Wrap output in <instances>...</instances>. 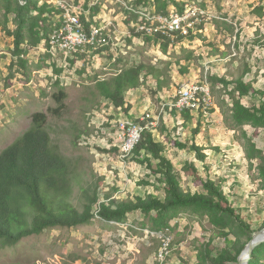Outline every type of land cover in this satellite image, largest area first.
Returning a JSON list of instances; mask_svg holds the SVG:
<instances>
[{"label":"rangeland","instance_id":"rangeland-1","mask_svg":"<svg viewBox=\"0 0 264 264\" xmlns=\"http://www.w3.org/2000/svg\"><path fill=\"white\" fill-rule=\"evenodd\" d=\"M47 1L61 8L63 2L78 5L88 12L92 3L98 9L92 17L93 24H103L111 33V50L102 48L93 62H78L77 57L73 64L65 54L49 52L43 42L29 50L26 73L27 69L13 55L14 38L5 27V10L0 0V152L31 126L35 112L42 111L48 116L53 141L64 154L77 158V169L86 180L104 177L102 202L149 193L164 196L146 165L132 153L125 156L124 146L130 136L128 122L139 125L146 117L155 128L159 126L155 133L180 171L186 190L202 189L183 170L185 162L191 160L203 176L224 185L256 231L262 229L264 189L257 168L260 160H249L247 151L250 139L264 154V127L237 125L232 117L233 87H213L210 75L233 80L243 74L255 89L264 88V0H176L185 9L191 5L203 13L196 22V38L181 42L178 34L167 35L164 41L169 42L168 51H164L163 43L137 35L140 26L163 29L157 18L166 16L157 14L155 0ZM175 10L180 11L179 6L170 3L166 12ZM87 18L91 20L90 16ZM16 27L12 15L8 28ZM139 64L159 70L168 90L160 96L156 94L157 78L143 73L141 86L126 93L132 107L127 115L101 97L95 85L98 79L111 78L121 69ZM57 68H62V72L58 73ZM57 78L67 93L66 108L60 116L50 111L58 105L54 99V93L59 91ZM203 80L212 88L213 104L208 114L195 109L190 111L193 118L188 119L181 110L170 111L178 100L176 91L186 83ZM242 102L246 106L260 104L259 98L251 95L242 97ZM132 115L139 120L131 119ZM197 128L199 132L195 134ZM177 141L186 147H180ZM195 143L213 149L204 151L208 159L197 158L191 150ZM118 147L120 151L113 150ZM79 193L76 188L77 197ZM77 197L72 201L79 206ZM98 210L96 206V217L88 224L47 229L17 245L0 239V264H196L204 241L213 238V244L223 248L238 238L232 232L223 238L206 215L191 210L179 211L164 230L156 228L152 215L140 211L129 214L125 221H114L101 217ZM260 256L264 264V254Z\"/></svg>","mask_w":264,"mask_h":264},{"label":"trees","instance_id":"trees-1","mask_svg":"<svg viewBox=\"0 0 264 264\" xmlns=\"http://www.w3.org/2000/svg\"><path fill=\"white\" fill-rule=\"evenodd\" d=\"M155 1L157 14L160 15L170 14L166 12L170 3L178 5L180 11L185 9L182 2L176 0ZM1 6L5 10V27L9 35L14 38L13 55L17 56L16 61L27 69L26 73H28L29 60L26 56L29 50L43 42L46 48L49 47L53 31L61 25L62 9L59 4L54 5L47 0H1ZM86 6L89 8L88 4ZM97 12V8H91L90 22L83 17L87 28L93 23L92 17L94 18ZM12 15L15 16L17 26L14 30L8 28V21ZM146 28L142 29L140 26L139 29L147 33L140 32L137 35L163 43L164 51H168L169 42L164 40L167 39V35L175 32L158 27L151 28L153 31L150 32L151 30ZM184 30L186 24L176 32L181 42L187 39L193 40L198 34L196 26L189 28L187 32ZM47 54L52 57L51 53ZM75 61L76 58H72L71 63L74 64ZM62 70L57 68L58 73ZM143 73L153 74L157 78L156 94L159 93L160 96V93L168 90L165 86L166 82L161 78V72L145 64L121 69L108 79H98L95 87L101 97L109 99L116 109L128 115L132 107L127 101L126 93L141 86ZM210 82L213 87L217 84H223L227 89L233 87L232 117L237 125L249 123L256 127H264V88L255 89L252 82L244 79L243 74L233 80L213 74L210 75ZM56 85L59 91L54 93V99L58 105L50 108V111L60 116L62 110L66 108L67 93L61 86L60 78H57ZM247 95L259 98L260 104L246 106L242 102V97ZM177 110L172 108L170 111ZM190 111L184 109L182 115L188 119L193 118ZM131 119L139 120L133 115ZM137 124L144 129L131 156L145 164L151 171V175L155 176L161 186L164 196L149 193L116 200L110 199L111 195L107 194L106 198L110 200L102 202L100 189L104 177H98L96 181L86 180L83 172L77 169V158L64 154L59 145L53 141L47 114L42 111L35 112L31 126L0 152V239L5 244L17 245L25 238L41 234L47 229L72 228L88 224L96 217V206L99 208L97 213L107 220L125 221L129 214L138 211L152 215L156 228L160 230L169 227L170 219L179 211L191 210L206 215L223 238L227 239L230 232L238 236L223 248H217L213 244V238L204 241L199 248L196 264H238L242 251L256 231L253 224L243 217L231 195L225 191L224 185L208 176H203L196 163L191 160L185 162L183 170L187 175L193 176L203 190L195 192L186 190L180 171L167 156L164 142L155 133L159 126L155 128L146 117ZM198 130L199 128L195 130V134L199 132ZM176 144L182 148L186 147L178 141ZM118 148L113 150L120 151ZM191 150L196 152L199 160L207 159L203 146L195 143L191 146ZM247 152L249 160L252 161L254 158L260 160L257 165L258 179L261 180V188L264 189L263 151L257 149L249 139ZM76 188L80 192L78 197ZM75 195L80 200L79 206L72 201ZM242 236L245 237L244 240L240 239ZM261 254H264V243L254 249L249 264H263Z\"/></svg>","mask_w":264,"mask_h":264},{"label":"bare ground","instance_id":"bare-ground-1","mask_svg":"<svg viewBox=\"0 0 264 264\" xmlns=\"http://www.w3.org/2000/svg\"><path fill=\"white\" fill-rule=\"evenodd\" d=\"M63 2V1H62ZM62 6V14L60 17L61 25L57 27L52 35L51 38L55 36V34H59V32H62L66 28L69 29H76V30H86V29H92L91 32V42L87 45L86 41H80V40H71L67 41L64 38H55L51 39L49 41V52L53 54L62 53L65 54L67 57L70 58H76L93 62L97 60V57L99 55V51L103 48V42H100V36L105 35V33L108 36V41L110 43H113L112 41V35L109 33V31L106 29V26L103 24H93L91 23L89 28L86 26V22L83 21L86 19L87 22H90L87 18V16H90L89 9L86 10L84 7L78 6V5H71L66 4L65 2L61 3ZM176 11V10H175ZM89 13V14H88ZM202 10H199L198 7L187 5V8L184 11H176L170 13L169 16L163 17L159 16V19L157 20L162 23V28L166 29L167 31L174 32V29L172 28V25L170 23H174V20L179 18H187L191 14H194L198 17V19L202 16ZM186 23H179V30L183 28V26ZM151 29V28H147ZM70 61V60H69ZM188 84L194 85V88L191 89H185V85L181 87L178 91H176V96L178 97V100L175 101L174 106L178 110L183 111L184 109H190V110H204L205 114H208L209 107L213 104V100L211 103H209L206 99H213L212 96V88L208 81H195V82H189ZM206 89V90H203ZM199 93V97H198ZM204 97L205 99L201 98ZM188 102L187 106L185 107V103ZM143 127L141 125H136V128L134 129V134H130L129 138L127 139L124 150H125V156L128 154H131L136 142L140 139L141 133L143 132Z\"/></svg>","mask_w":264,"mask_h":264},{"label":"built area","instance_id":"built-area-1","mask_svg":"<svg viewBox=\"0 0 264 264\" xmlns=\"http://www.w3.org/2000/svg\"><path fill=\"white\" fill-rule=\"evenodd\" d=\"M91 8H94V6H92L91 3ZM198 17L194 14H191L190 16H188L187 18H179L174 20V23H170V25H172V28L174 29V32L176 33L179 30V23H186V30L184 31H188L189 28H193L194 26H196V22L198 21ZM138 32H143V33H147V31H144L142 29H136ZM91 32L92 29H86V30H76V29H69L66 28L65 30H63L62 32H59V34H55L54 37H52L51 39H55V38H64L67 41H71V40H80V41H86L87 45L91 42ZM100 42H103V49L104 51H108L111 50V43L108 41V36L105 33V35L100 36ZM116 57V55L114 56ZM79 61H81V59H79ZM194 88V85H190V84H185V89H191ZM206 90V89H203ZM198 97H199V93H198ZM203 99H205L204 97H201ZM209 101V103L212 102L213 99H206ZM189 100L185 103V107L187 106ZM212 121V119H208V122ZM128 127V134H134V129L136 128V121L133 122H128L127 124ZM120 138H124L125 136H120Z\"/></svg>","mask_w":264,"mask_h":264},{"label":"water","instance_id":"water-1","mask_svg":"<svg viewBox=\"0 0 264 264\" xmlns=\"http://www.w3.org/2000/svg\"><path fill=\"white\" fill-rule=\"evenodd\" d=\"M262 243H264V227L254 232L251 240L242 251L238 264H249L254 249Z\"/></svg>","mask_w":264,"mask_h":264},{"label":"crops","instance_id":"crops-1","mask_svg":"<svg viewBox=\"0 0 264 264\" xmlns=\"http://www.w3.org/2000/svg\"><path fill=\"white\" fill-rule=\"evenodd\" d=\"M204 151H206V153H208L207 151H213V149L211 150V149H207V148H206ZM241 153H242V154H239V155H240L241 157L244 156V155H243V152H241ZM207 159H208V156H207Z\"/></svg>","mask_w":264,"mask_h":264}]
</instances>
